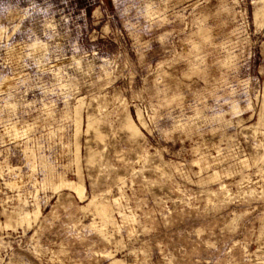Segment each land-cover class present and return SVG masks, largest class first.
Returning <instances> with one entry per match:
<instances>
[{"label": "rangeland", "instance_id": "1", "mask_svg": "<svg viewBox=\"0 0 264 264\" xmlns=\"http://www.w3.org/2000/svg\"><path fill=\"white\" fill-rule=\"evenodd\" d=\"M260 1L0 0V220L42 211L0 227V264H264Z\"/></svg>", "mask_w": 264, "mask_h": 264}, {"label": "bare ground", "instance_id": "2", "mask_svg": "<svg viewBox=\"0 0 264 264\" xmlns=\"http://www.w3.org/2000/svg\"><path fill=\"white\" fill-rule=\"evenodd\" d=\"M255 17H256V21L257 22L264 23V0L260 1V7L256 10ZM204 32H206V31H204ZM208 35L209 34H207V36ZM202 41H205V40H202ZM196 45H198V44H196ZM199 45L201 46V43ZM192 52H193V50H192ZM194 52H195V50H194ZM196 54H198V53H196ZM224 61H226V59ZM228 61H226V62H228ZM224 64H226V63H224ZM192 73H194V72H192ZM82 105H83V98L79 99L78 106H76L75 110H74L75 111V122H76V133H78V134L80 133L81 126L83 124V122H82L83 118L81 116V107H82ZM263 110H264V101H263ZM93 115L90 114V115L87 116V129H88V131H90L91 129L94 130L95 131V136L102 140L104 138L103 134L99 133L100 131L97 132V130H98L97 127H98V122L99 121H98L97 117L96 116L94 117ZM137 116H138L139 124L140 125H145L144 118L142 117V114H141L140 111L138 112ZM124 128L127 129L129 135L133 136L134 138L137 137V136L140 137L142 135V133H143L141 131L140 126L136 123V121L134 120L133 116L131 115V113L129 111L126 114V118L124 120ZM0 137H1V134H0ZM77 150H78L77 152L79 153V151H80L79 143L77 145ZM96 154L97 153L95 151H90L89 152V156H88V162H90L92 164L96 160V156L98 155V154L97 155ZM76 160L78 162L80 161L78 155L76 156ZM217 174H218V172L217 173L215 172V174H213L211 176V179L216 177ZM79 175L80 176L78 178V181H73V180L67 179L65 176H62L61 174H57L53 170H49L48 171V175L45 177V179L43 180L41 185L44 188H46V189H51L55 193H59L60 191H62L64 189H68V190L74 192L81 199V202H84V201H86V200H84L85 197H86V185H85L84 179L81 176V174H79ZM9 185H17V184H15V182H14V183H10ZM103 199L100 198L97 194H95L89 200L87 205L83 206V208L86 209V210L93 211L94 214L97 215L100 218V221H101L100 226H101L102 229H99L100 230L99 232L102 234L101 236L107 237L106 236L107 234L105 232V230H106L105 228H106V226L111 225V223H113L115 220H114V217L112 215V206H111V204L109 202H106ZM2 214H3V217H4V221L0 220V227L2 229H5V230L6 229L7 230L8 229H14L15 230L16 226H24L25 225V226L31 227L32 224H34L36 222L38 223V221L40 220V218L42 216V211H41L40 206L36 204V207L32 211H29V210H26V209H19V210H14V211L8 212V210H6ZM97 216H96V218H98ZM94 222H95V220H94ZM94 224H92V225H94ZM103 227H105V228H103ZM97 228H99V227H97ZM105 239H107V238H105ZM108 239H110V238H108ZM119 263L120 262H119L118 259L113 258V261H112L111 264H119Z\"/></svg>", "mask_w": 264, "mask_h": 264}]
</instances>
